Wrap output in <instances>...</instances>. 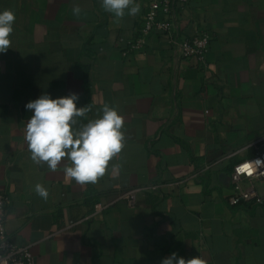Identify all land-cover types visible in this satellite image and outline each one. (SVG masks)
Returning a JSON list of instances; mask_svg holds the SVG:
<instances>
[{
    "label": "crops",
    "instance_id": "0c3cea01",
    "mask_svg": "<svg viewBox=\"0 0 264 264\" xmlns=\"http://www.w3.org/2000/svg\"><path fill=\"white\" fill-rule=\"evenodd\" d=\"M135 2L139 13L117 20L101 0H0L16 16L0 53L6 230L36 264H161L174 252L264 264V207L229 203L234 165L264 150V0H190L177 36L210 32L203 64L180 58L159 32L128 52L145 13ZM70 93L92 107L79 124L105 103L125 120V146L96 184L66 181V160L56 172L34 163L24 140L26 104ZM152 184L160 192L139 194L134 209L119 199ZM98 203L108 207L95 214Z\"/></svg>",
    "mask_w": 264,
    "mask_h": 264
},
{
    "label": "clouds",
    "instance_id": "9594fccd",
    "mask_svg": "<svg viewBox=\"0 0 264 264\" xmlns=\"http://www.w3.org/2000/svg\"><path fill=\"white\" fill-rule=\"evenodd\" d=\"M101 6L117 20L123 19L126 13L135 16L140 11L135 0H101ZM72 12L78 17L81 8L76 6ZM15 20L13 11L6 9L0 12V53H6L11 47L9 37ZM78 100V94L70 93L55 99L42 94L29 101L26 109L32 115L25 126L24 140L34 163L46 164L51 172H56L61 162L66 160L68 164L63 167L66 181L74 180L80 185L96 184L105 176L110 161L125 146V120L115 107L105 103L96 118L79 124L92 107L89 104L77 107ZM253 165L262 166L264 160L246 162L238 171L248 168L252 174ZM34 191L40 198L48 199L49 192L42 184L37 183ZM161 264H208V261L201 256L185 259L174 252Z\"/></svg>",
    "mask_w": 264,
    "mask_h": 264
},
{
    "label": "built area",
    "instance_id": "2783aa9c",
    "mask_svg": "<svg viewBox=\"0 0 264 264\" xmlns=\"http://www.w3.org/2000/svg\"><path fill=\"white\" fill-rule=\"evenodd\" d=\"M145 13L141 27L135 38L129 43L128 52H140L146 48L148 36L159 32L168 39L176 54L180 58H195L205 63L210 51L211 34L207 30H199L194 35L179 38L176 19L186 13L190 0H143ZM264 144V134L260 136L256 145ZM256 146V147H257ZM256 159L264 160V150H257L251 158L234 165L231 174L235 192L229 198L232 206L243 203L257 204L264 207V165H253L252 174L238 171L246 162ZM161 186L152 184L145 187L132 188L120 196V200L127 202L130 208H135L138 196L144 192L159 193ZM9 203L8 193L0 188V264H36V258L28 246L15 243L6 230V207ZM108 205H95V214L107 208ZM93 214V215H95Z\"/></svg>",
    "mask_w": 264,
    "mask_h": 264
},
{
    "label": "snow or ice",
    "instance_id": "6c2138e0",
    "mask_svg": "<svg viewBox=\"0 0 264 264\" xmlns=\"http://www.w3.org/2000/svg\"><path fill=\"white\" fill-rule=\"evenodd\" d=\"M241 171H242V172H243V171H247V172L249 173V175H251V170L248 169V168L241 169Z\"/></svg>",
    "mask_w": 264,
    "mask_h": 264
}]
</instances>
